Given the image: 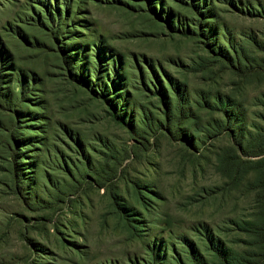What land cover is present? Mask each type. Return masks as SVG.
Instances as JSON below:
<instances>
[{"label": "rangeland", "instance_id": "rangeland-1", "mask_svg": "<svg viewBox=\"0 0 264 264\" xmlns=\"http://www.w3.org/2000/svg\"><path fill=\"white\" fill-rule=\"evenodd\" d=\"M188 244L264 264V0H0V264Z\"/></svg>", "mask_w": 264, "mask_h": 264}, {"label": "trees", "instance_id": "trees-1", "mask_svg": "<svg viewBox=\"0 0 264 264\" xmlns=\"http://www.w3.org/2000/svg\"><path fill=\"white\" fill-rule=\"evenodd\" d=\"M210 242L212 243L213 241ZM190 256L195 264H206L204 258L200 255L194 244H188ZM218 255L221 257L224 264H235L237 260L232 258V253L229 250L218 249L216 250Z\"/></svg>", "mask_w": 264, "mask_h": 264}]
</instances>
